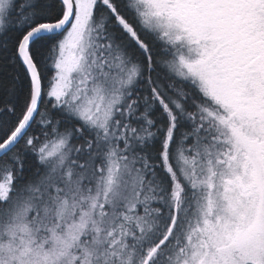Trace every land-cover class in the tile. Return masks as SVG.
<instances>
[{"label":"snow or ice","instance_id":"1","mask_svg":"<svg viewBox=\"0 0 264 264\" xmlns=\"http://www.w3.org/2000/svg\"><path fill=\"white\" fill-rule=\"evenodd\" d=\"M0 264H264V0H0Z\"/></svg>","mask_w":264,"mask_h":264}]
</instances>
